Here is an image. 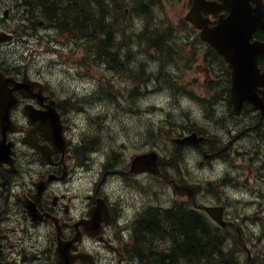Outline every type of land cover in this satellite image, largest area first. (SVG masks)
<instances>
[{
    "label": "flooded vegetation",
    "instance_id": "obj_1",
    "mask_svg": "<svg viewBox=\"0 0 264 264\" xmlns=\"http://www.w3.org/2000/svg\"><path fill=\"white\" fill-rule=\"evenodd\" d=\"M22 14L27 29L24 33L28 31L38 37L37 27L25 8ZM15 25L10 9L0 2V33L9 35L8 40L0 43V70L7 77H13L11 86L13 89L17 86L18 101L11 113L15 128L7 132V140L0 141L3 147L9 146L8 158L15 165L11 170L0 154L2 260L6 264H64L56 257L57 244L70 241L69 257L75 256V236H78L76 251L93 254L97 264H159L157 259L161 257L174 264L179 248L171 242L172 238L162 235L165 230H159L166 221L157 220L163 208L158 205V198L167 193V188L173 193L172 177L150 178L148 184L141 185L143 175L130 174L127 159L112 162L106 154L104 161H98L82 179V171L77 166L81 161L75 153V136L68 119L70 106L75 108V104L64 103V88L49 80L42 62L31 56L30 37L23 40L27 44L21 49L22 54L21 50L15 51L14 44L22 33ZM257 32L264 38V29L258 27ZM259 36L260 33L255 35ZM227 68L216 80L219 87L225 86L224 90H218L217 106L201 110L200 118L193 117L195 121L189 119L191 129L185 131H196L205 137L196 147L204 169L200 175L190 176L188 167L193 161H180L182 182L195 185L200 203L185 208L189 225H197L195 238L198 239V233L203 249L197 252L196 246L186 248L189 264H192L190 260L208 257L205 254L208 224L216 230V239L222 246L239 250L231 245L236 234L232 229H243L250 244L264 243V53L256 63L260 75L258 84L243 101L239 113H235L238 107L231 103L232 79ZM256 97L259 104L253 100ZM71 113L75 115V110ZM58 114L62 131L68 138L67 147L63 144V135L59 133L58 137ZM86 144L95 142L89 140ZM36 146L44 147L49 156ZM171 164L175 172L173 161ZM122 192L136 195L137 207L131 213L125 212ZM25 197L38 215H42L41 221H34ZM146 198H152V204L144 207L142 202ZM206 205L222 207V219L208 216ZM142 212L147 217L141 218ZM144 218L153 221L142 224ZM146 224L153 227L145 230ZM72 264L84 263H75L74 259Z\"/></svg>",
    "mask_w": 264,
    "mask_h": 264
},
{
    "label": "rangeland",
    "instance_id": "obj_2",
    "mask_svg": "<svg viewBox=\"0 0 264 264\" xmlns=\"http://www.w3.org/2000/svg\"><path fill=\"white\" fill-rule=\"evenodd\" d=\"M189 4L190 2L188 0H160L158 8L155 12V18H157L158 21H163L165 23H171L175 26H178L189 11ZM25 22L26 20L23 18L19 20L20 24H25ZM136 22H139V20L136 19ZM35 26L37 27L39 39L38 55L42 56L44 48L43 41L47 38L46 34L50 31L49 29H45L39 23ZM25 28L26 27L22 25L17 26V29L19 30ZM180 36H184V34H181ZM32 43L33 46L36 47V44L34 42ZM76 47L77 42H75V48ZM55 58L57 59L55 61L57 70H64V72L67 74L65 76H68L71 79L70 83L72 84V88H75V96L96 92L95 96L97 99H99V96L105 99H102L99 102H95V100L91 99V103L88 105L87 109L92 110V112H89V115L101 113L102 118L105 119L103 123L104 127L101 130H99V128L93 124V130L98 131L100 134V139L104 134L111 133L107 127H110L111 129L115 130V132H117L115 139H104L106 144L138 143L141 144L142 147H148L150 144H153L151 140H153L154 137L152 138L149 133L151 129L154 131V128L159 129L161 127L163 131L166 132L170 128H173V132L176 134L179 132L178 126L171 127V121H188V114H191L192 117H201L202 113L197 110V107L196 109L190 108V106H192L194 103V99L189 97L186 93L183 95V92L191 87V84L184 77H187V79L190 80L203 77L204 80V78H206L208 75L207 73H203L202 75V72L205 71L206 66L200 61L197 62L196 67L192 66L190 69L177 72L178 77H171L169 79L170 82L166 78H162L160 81H158L156 77H151L150 81L154 79L156 84L150 82L148 85L149 91L147 89V85H144L145 89H143L142 92L144 90L146 91H144L143 94H139L140 98L133 100L130 98L128 93H125L127 95L126 100H124L123 96L121 95L122 88L125 86H130L131 82L121 78L120 76L118 78L113 76L107 79L106 77L112 76L111 74L113 72L110 73V71L107 69L102 71L94 64L89 65L91 59L87 54L77 53L75 51V69L73 66L65 63L63 58ZM141 61H143V59L139 57L137 62ZM98 66L102 69L105 67L101 64H98ZM144 67L147 68L148 66ZM68 69H70V73H68ZM171 69L172 68H170V70ZM82 70H89V72L82 73ZM74 73L75 78H73ZM91 73H93V75L89 76ZM110 83L112 84V87H110ZM168 83H171L174 86H167ZM103 91L105 93H100ZM182 95L183 100H180ZM120 108L123 111H121ZM70 109L75 110L74 107H71ZM81 119V116L75 114L76 122ZM120 121L124 122L127 127L123 126ZM147 131L148 134L146 133ZM81 132L82 128L79 125H75V139H77ZM155 139L156 142H160L158 133H156ZM129 141L133 143H130ZM164 142L166 147H168L170 144L169 141L164 139ZM132 153L134 152H129L127 155L129 156V154ZM171 200L172 191L170 188H167V193L159 196L157 203L159 206L163 207L162 211H164L166 208L173 206ZM146 203L147 201L144 200L142 205L145 206ZM160 222L164 221L160 220ZM175 233L178 234V231H175Z\"/></svg>",
    "mask_w": 264,
    "mask_h": 264
},
{
    "label": "trees",
    "instance_id": "obj_3",
    "mask_svg": "<svg viewBox=\"0 0 264 264\" xmlns=\"http://www.w3.org/2000/svg\"><path fill=\"white\" fill-rule=\"evenodd\" d=\"M31 4L33 6H39L45 16L54 20L63 31H67L70 34L75 33V37L89 41V49L92 50L95 48L100 57H105L107 59V64L113 61V63L117 65V60H121L120 67L116 68L114 72L120 71V69L122 70L124 67L133 69L138 72L137 77L135 75L133 76L134 79H141V81L144 82L143 84H146L149 77L152 75H155L158 81L162 78H166L169 82L171 77H175L172 74L174 73L173 70H167L165 66L167 67V64L172 63L178 68L177 62L170 61L167 64L162 65L157 73H147L142 64L139 63L135 66V61L129 65L121 66L123 62L128 61L133 55L130 56L126 54L125 57L122 58L123 49L120 48L122 47V44L117 35V31L111 29L113 21L108 18V13L110 11L113 15L115 13L119 14L116 9L122 11L123 4H126L129 8L130 14L140 15L144 19L146 25L150 26L154 15V3L151 0H31ZM109 7L112 8L109 9ZM138 10H140L142 14H139ZM173 36V31L167 32L166 37H168V40H171ZM155 39L159 40L160 37H155ZM196 42L197 41L195 40L193 41L195 44ZM165 45V38L162 39L160 44H156L159 49H162ZM170 50L171 49L169 48V53ZM167 86L174 85L168 83ZM133 96H135V92H133ZM71 107L72 106H70V108ZM140 217H147V213L142 212ZM158 220L166 221L164 222L166 225L160 227L159 230H168L170 227L167 225L170 222H175L171 225L174 227L175 231H178V234L176 237L172 238L171 242H177L178 240L180 247L176 252L182 253V257H184V261H182L181 264H186V262L188 264L190 263L188 260L189 252L186 248L193 249L194 246H196L197 252H199V250L203 251L202 247L200 248L197 242L198 239L195 238L197 225L191 227L187 222L188 220L186 218L184 205L180 204L177 205L175 209H167L164 211L160 209ZM207 226L208 233L206 238L212 244L210 245L213 247V250L210 248L211 246L209 244H206L205 250L209 246L208 257L205 260H190L192 264H202L203 262L205 264H249L247 261H243L240 258L239 250L222 246L216 239V230L212 228L210 224ZM180 232L184 234L185 239L181 236ZM168 236L169 233L166 234V237ZM180 240H184V242L182 241L183 243H180ZM191 258L193 257L191 256ZM157 260H159V264H172L166 258L161 257ZM174 264L178 263L174 262Z\"/></svg>",
    "mask_w": 264,
    "mask_h": 264
},
{
    "label": "bare ground",
    "instance_id": "obj_4",
    "mask_svg": "<svg viewBox=\"0 0 264 264\" xmlns=\"http://www.w3.org/2000/svg\"><path fill=\"white\" fill-rule=\"evenodd\" d=\"M117 35H118V37H119V40H120V42H121V44H122V47H120L121 49H123V55H122V58H124L125 57V55L127 54V55H133V53L131 52L132 50H133V48H132V43H134V42H137V39L134 37V35H132L131 34V31H130V29H124V28H121L120 30H118L117 31ZM155 37H159V33L158 32H154V34H153V38H155ZM162 39L163 38H160L159 39V41L160 42H162ZM165 42L167 43L168 42V37H166L165 38ZM197 43V42H196ZM89 49V48H88ZM88 55H89V58L91 59L90 60V62H89V65H92V64H94V65H98V64H101V65H104V66H106L107 65V59L105 58V57H100L98 54H97V52H96V50H95V48L94 49H89V53H88ZM141 64V63H140ZM162 65H164V64H155V65H152L151 67H147V68H145L146 69V71H147V73H157L159 70H160V67L162 66ZM165 68H167V70H170V68H172V70H173V72H175L178 68L174 65V64H172V63H169V64H167V67L165 66ZM118 72V71H117ZM113 73H116V72H113ZM172 73V72H171ZM137 74H138V72L137 71H135V70H133V69H130V68H128V67H124L122 70H121V73L120 74H118V75H115V78H118L119 76L121 77V78H123V79H125V80H127V81H129V82H131V84H130V86H125L124 88H122V91H121V94H123V93H128L129 95H130V98L131 99H133V100H135V99H137V98H140V96H139V94H143V92L144 91H146V90H144L143 92H142V90L143 89H145L144 88V85H147V89H148V91H149V88H148V85L150 84V82H153L154 84H156V82H154V79L152 80V81H150L151 80V77H155V75H152V76H150L149 77V80L147 81V83L146 84H143L144 82L143 81H141V79H134V75L137 77ZM110 86H112V84L110 83L109 84ZM148 91H147V93H148ZM150 91L152 92V90L150 89ZM133 92H135V96H133ZM114 95H116L115 93H113ZM96 92H93V93H86V94H82V95H80L79 97L81 98L80 99V101L78 102V103H75V113H79V112H81L82 110H84L85 108H87L88 107V105L91 103V99L92 100H95V102L97 101V98H96ZM99 98H103V97H101V96H99ZM104 99V98H103ZM105 100V99H104ZM78 107H80V109H77ZM154 107V106H153ZM155 108V107H154ZM153 108V109H154ZM240 108L238 109V108H236V110H235V113H239L240 111ZM102 116L100 117V119H98V120H96L95 122H94V125L96 126V127H98L99 128V130H101V129H103V127H104V125H103V123H104V118H102ZM187 118H188V120L189 119H192L193 121H195V119L191 116V114H188L187 115ZM170 126L171 127H176V126H178V130L182 133V135H181V140L177 143V144H186V143H190V144H198V143H200V142H202L204 139H205V137H202V136H200L199 134H198V132H196V131H193V132H191V133H185V131H188V130H190L191 128H190V126H189V124H188V121H186V120H184V121H182V122H178V121H171L170 122ZM193 129H194V127H192ZM160 130H162L163 131V129L160 127L159 128ZM156 130V128H154V131ZM154 131L151 129L150 131H149V133H150V136L151 137H153L154 136ZM168 131H173V128H170ZM110 135L112 136V132L110 133ZM113 137V136H112ZM89 140H91V141H94L95 143L97 142V141H100V134L98 133V131H94L93 130V133H92V136L87 140V141H89ZM162 183V182H161ZM165 194V193H164ZM164 194H160V196L161 195H164ZM146 201H147V203H146V205L145 206H148V204H152V198H146L145 199ZM144 206V207H145ZM176 207H168V208H166L165 210H167V209H175ZM184 210H186L185 208H184ZM216 219H218V218H216ZM148 220H152V218H144L143 220H142V224H144V223H146V222H148ZM153 221V220H152ZM162 226H165V225H161L160 227H162ZM167 226H169L170 228L168 229V230H165V229H161V230H165V234H162L164 237H166V234L167 233H169V236L168 237H166V238H174V237H176V233H175V230H174V227L173 226H170V225H167ZM153 227V225H151V224H146V225H144V229L145 230H149V229H151ZM181 233V236L182 237H185L184 236V234L182 233V232H180ZM196 236H198V244H199V246L202 244V242L200 241V239H199V234L197 233L196 234ZM151 241V240H150ZM157 244V243H156ZM155 244V245H156ZM210 245L211 243H210V241H208L207 240V238H206V242H205V245ZM174 245L176 246V247H180V245L177 243V242H175L174 243ZM212 245V244H211ZM210 245V246H211ZM157 246V245H156ZM238 246V245H237ZM204 247V246H203ZM209 247V246H208ZM208 247H207V249H206V255L208 254ZM145 248V247H144ZM212 250H213V247L211 246L210 247ZM239 248V247H238ZM152 249V248H151ZM151 249H150V252H151ZM147 250V249H146ZM156 250V249H155ZM153 251H154V249H153ZM157 251V250H156ZM155 251V252H156ZM149 252V251H148ZM148 252H146V254L148 253ZM153 254V253H152ZM172 255V254H171ZM149 257H150V255H149ZM151 258V257H150ZM173 258H174V256H173ZM154 259V258H153ZM182 261H184V257H182V253H179V254H177L176 255V257H175V259H174V262L175 263H178V264H181L182 263ZM186 262V261H185ZM154 263V262H153ZM156 264V263H155ZM186 264H188L187 262H186Z\"/></svg>",
    "mask_w": 264,
    "mask_h": 264
},
{
    "label": "water",
    "instance_id": "obj_5",
    "mask_svg": "<svg viewBox=\"0 0 264 264\" xmlns=\"http://www.w3.org/2000/svg\"><path fill=\"white\" fill-rule=\"evenodd\" d=\"M193 11L190 13L189 18L193 19L199 27H203V37L211 41L221 52L225 53L229 60L236 62L240 59L254 62L256 59L257 47L251 45L249 39L252 34L250 28L251 13L245 24L240 13H236L229 0L226 2L232 9V16L223 21L221 27L210 28L205 19H198L196 21V11L199 9H211L214 2L207 0H195ZM148 154L146 157H151L149 167L147 169L154 170L157 166V156ZM141 158V157H140Z\"/></svg>",
    "mask_w": 264,
    "mask_h": 264
}]
</instances>
